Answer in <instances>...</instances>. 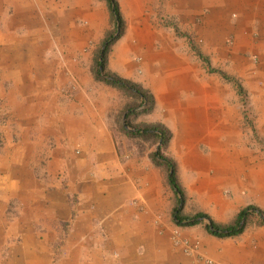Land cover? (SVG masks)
<instances>
[{
	"label": "crops",
	"instance_id": "1",
	"mask_svg": "<svg viewBox=\"0 0 264 264\" xmlns=\"http://www.w3.org/2000/svg\"><path fill=\"white\" fill-rule=\"evenodd\" d=\"M104 1L0 0V264H264L261 217L224 238L209 234L203 224L176 226L158 170L146 158L117 155L113 137L120 136L115 120L120 109L112 110L104 87L89 79L95 92H84L78 83L88 82L79 67L73 71L72 63L44 56L56 50L70 59L84 42L98 40ZM211 1L118 0L134 41L115 46L111 62L131 75L138 57L158 107L171 104L158 111L185 134L172 145L179 167L194 171V144L211 149L217 162L212 177L205 178L203 189L184 186L185 214L202 212L216 224L231 225L249 206L264 211V154L253 156L241 140L237 111L220 110L214 79L210 83L191 41L179 32L193 31L189 23ZM232 7L247 15V23L260 19L264 43V0H218L216 21H206V48L217 47L216 32L231 29L223 14ZM6 9L13 11L10 17ZM68 18L74 27L65 29ZM26 22H33L34 31L16 39ZM51 28L57 32L50 34ZM257 49L264 52V45ZM214 98L220 101L212 109L207 103ZM255 116L264 122V109ZM205 121L216 127L212 141L194 139L197 124ZM227 124L236 129L227 130ZM228 156L238 160L225 176ZM28 163L33 173H27ZM10 212L15 219L8 220ZM33 228L37 232L30 236Z\"/></svg>",
	"mask_w": 264,
	"mask_h": 264
},
{
	"label": "rangeland",
	"instance_id": "2",
	"mask_svg": "<svg viewBox=\"0 0 264 264\" xmlns=\"http://www.w3.org/2000/svg\"><path fill=\"white\" fill-rule=\"evenodd\" d=\"M104 2V15H106V20L101 30H99V32L102 33H97L99 35L98 40L92 38L89 41H86L85 39L86 42L83 43L84 45L82 46L83 48L81 52L71 53L72 57L70 59H64V56L69 55L67 52H56V50L54 52L45 53L44 56H48L49 59L58 58V60L60 61L65 60L68 63H72L71 66L73 67V71H75L74 67H79V75L82 76L83 81L88 82L86 83V85L78 83V85L81 86L84 92H95L94 89L92 90L93 85L88 81L89 79L92 80L94 84L103 86L104 88L102 92L112 99V110L116 106H118V108L120 109L119 113L115 117L120 136L113 137L117 155H128L131 158L134 157L148 159L149 162L153 164L154 168L158 170L162 186L163 188H166L167 203L169 207L173 209L174 207L178 206L176 200L177 197L174 195L173 191L167 183V169L165 165L155 157V153L160 151V154L169 159L174 165L176 180L181 188L184 197L183 204L181 205L182 215L193 216L196 213H202L196 212L189 215L185 214L184 208L186 194L184 186L190 184L196 189H203L202 187H204L208 183V181H205V178L209 177V175L210 177H212L211 174H213V169L215 168L214 164L217 163L215 162L216 160H213V158L210 157L211 149H209L208 144H206V146L202 143L199 144L198 147H195L194 144L193 150L196 152V157L194 158L193 162L194 171L187 170L186 166H184V169L178 166V153L177 150L173 149L172 145L175 139H178L179 141L181 139L183 140L182 136L185 134L181 132V127L179 124H167L165 119L160 116L161 114L158 110L165 111V109H167L171 104L164 102L163 107H158L157 95L152 93L150 91L149 84L147 85L143 81L145 79V76H143L144 68L142 67L141 61L138 57L137 61H135L137 63L136 68L133 70V73L131 75H124L122 66L118 67L119 69H117L112 65L111 58L114 55L113 51L115 49V46L127 45L128 43H130V40H133L134 35L132 33L133 30H131L128 18L126 16L123 17L120 13L122 19V35L116 40L109 39V36L112 35L113 37H116V35L114 34L115 23L109 12L108 4L106 3V1ZM115 2L117 3L119 8L118 0H115ZM217 3L218 0H213L208 5H200L201 10L196 13L194 22L189 23L193 31L187 30L179 32L183 34L184 38L191 41L194 55L201 63H203L205 76L209 79L210 83L214 79L215 93H217L222 99L220 110L235 109L239 117V122H237V130L240 132L241 140H247V147L249 150L254 152L253 156L259 155L260 152L264 154V122L260 124L257 123L258 118L255 116L256 109H264V52L257 49L258 47L264 45L263 38H261L260 33L262 32V29L257 25L260 22V19H254L252 17V22L247 23V15H245L243 11L240 12L237 8L233 7L227 11L222 10L224 11L223 15L228 17L226 23L230 25L231 29L227 32H216L217 47L210 46L209 48H206L207 36L204 35L206 21L208 18L216 21V12L214 11L216 10L215 7H217ZM12 12V9H6L4 11L5 14L7 13L8 17L11 16ZM162 16V13H159L157 16H155L159 23L163 21ZM125 17L127 19H125ZM63 22L66 25L65 29L74 27L69 18ZM46 24L51 26L50 22L48 21H46ZM64 24L61 27L58 25L56 27L57 30L60 27L58 32L61 34L63 33L62 31L64 28ZM46 28L48 30L49 27L46 26ZM20 31L21 32L16 39H21L25 32H33V22H26V24L23 26V29H21ZM142 31L143 28H141V32ZM50 32V34H53V32L57 31H54L51 28ZM235 32H241V37L239 33L236 34ZM55 37L56 36L51 35L50 39L52 43L59 44L58 40L57 43L53 41V39L55 40ZM73 39L75 40V36ZM2 40L3 43L6 42L4 37H2ZM10 40L11 36H9L8 43H11ZM107 40L111 42V45L109 46L107 53L104 55V71L102 72L101 76L98 75L99 77H97V64L101 60L100 57H103V53L101 56V52L102 48L104 47V42ZM211 44L215 45L213 41ZM85 68L86 74L84 72ZM84 75L87 76L85 77ZM108 75H113L139 85L142 89H145L152 95V99L143 103L141 97L135 94L132 90H129L128 88L110 86L109 84L104 82L105 78L108 77ZM205 88L207 89V86ZM228 88H231V95L227 94ZM223 92L225 93V95H222ZM219 101L218 98H214L212 100H209L207 104L209 105V108L213 109L216 104L217 106H219ZM172 103L175 105L180 104L181 102L172 100ZM177 111L178 108L175 109V112ZM234 112L235 111H233V113ZM209 118H211V116ZM154 125L161 126L166 131V141L164 142V144L161 143L162 139L156 132L151 131L147 133H135V131L137 130L149 128ZM215 128L216 127L214 125H207L206 121L197 124L194 130V139H197L199 137L208 141H212V139L214 138L213 133L215 132ZM226 129H230L232 131L236 128H232L227 124ZM185 142L186 139L184 140V143ZM187 144L190 150H192L193 146H191V143ZM235 147L236 146L234 145V149L236 152ZM74 152L77 154V151ZM233 160L231 156H228V158L224 161L226 162V167L224 166V171H226L225 176H228L230 175V173H232ZM237 160L238 159H235L234 162L236 163ZM28 164L29 165L27 173H33L35 170L33 163ZM229 166L232 167L230 168ZM191 175H193L196 180H194ZM7 183L9 184V182ZM26 183L27 182L25 178L24 184ZM28 183H31V181L29 180ZM12 202H9V205H12ZM196 209L193 208L194 211ZM256 209L260 210L258 206L256 207ZM15 217L16 214L14 212H10L7 215L8 220H13L15 219ZM260 217L261 216H259L256 212L254 214L252 212L247 216L246 222L248 220H251V218L258 219ZM209 223L210 219L206 218L203 219L200 224L206 226L209 225ZM40 231L42 232V230ZM36 232L37 230L34 228L32 230L29 229L30 236L32 234H36ZM173 243L175 244V246L179 244L176 233H174L173 235Z\"/></svg>",
	"mask_w": 264,
	"mask_h": 264
},
{
	"label": "trees",
	"instance_id": "3",
	"mask_svg": "<svg viewBox=\"0 0 264 264\" xmlns=\"http://www.w3.org/2000/svg\"><path fill=\"white\" fill-rule=\"evenodd\" d=\"M110 14L114 20L115 23V32L118 30V33L116 37L109 36V39L116 40L122 35L121 29H122V19L119 13L118 5L115 2V0H106ZM111 45V42L108 40L104 42V49H103V57H100V61L97 64V70L96 74L97 77L101 76L102 72L104 71V55L107 53L109 46ZM99 75V76H98ZM105 83L109 84L110 86L114 87H121V88H128L129 90H132L135 94L141 97L143 103L147 102L148 100L152 99V97L148 94V92L144 91L139 85L131 83L127 80L121 79L116 76H109L105 78ZM156 132L159 134V137L162 139V144L166 141V131L161 126H151L149 128H143L141 130L135 131L136 134L142 133V132ZM161 144V145H162ZM155 157L159 159L166 167L167 169V183L171 190L173 191L174 195L177 197V204L178 206L174 207L172 209V219L176 226L179 227H187V226H194L197 224H200L203 219L208 218L206 214L203 213H196L193 216H184L181 213V205L183 204V193L181 191L180 186L177 183L176 180V174L174 170L173 163L167 159L166 157L162 156L160 154V151L155 153ZM253 214L256 212L259 216H261V222L264 223V212L256 209L253 206H249L245 209H243L237 216L236 221L231 225H219L214 223L210 220L209 225H206L205 228L208 231L209 234L224 238V237H231L239 235L243 232L245 226H246V220L247 216L249 214ZM241 221H243V224H241Z\"/></svg>",
	"mask_w": 264,
	"mask_h": 264
},
{
	"label": "water",
	"instance_id": "4",
	"mask_svg": "<svg viewBox=\"0 0 264 264\" xmlns=\"http://www.w3.org/2000/svg\"><path fill=\"white\" fill-rule=\"evenodd\" d=\"M117 33H118V30L116 31L115 35H117ZM103 49H104V47L102 48V52H103ZM102 52H101V56H102ZM242 224H243V221H241L240 225H242Z\"/></svg>",
	"mask_w": 264,
	"mask_h": 264
},
{
	"label": "built area",
	"instance_id": "5",
	"mask_svg": "<svg viewBox=\"0 0 264 264\" xmlns=\"http://www.w3.org/2000/svg\"><path fill=\"white\" fill-rule=\"evenodd\" d=\"M188 250H189V248L187 247V248H186V251H188Z\"/></svg>",
	"mask_w": 264,
	"mask_h": 264
},
{
	"label": "bare ground",
	"instance_id": "6",
	"mask_svg": "<svg viewBox=\"0 0 264 264\" xmlns=\"http://www.w3.org/2000/svg\"><path fill=\"white\" fill-rule=\"evenodd\" d=\"M33 17V16H32Z\"/></svg>",
	"mask_w": 264,
	"mask_h": 264
}]
</instances>
